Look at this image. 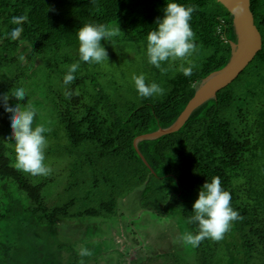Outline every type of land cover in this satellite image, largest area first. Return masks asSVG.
<instances>
[{"label":"trees","instance_id":"trees-1","mask_svg":"<svg viewBox=\"0 0 264 264\" xmlns=\"http://www.w3.org/2000/svg\"><path fill=\"white\" fill-rule=\"evenodd\" d=\"M171 2L197 6L190 26L196 45L209 48L211 54L194 67L190 77L166 64L163 72L156 67L140 69L146 83L159 84L164 95L142 98L134 82L126 92L119 74L105 72L107 60L101 64L80 61L77 31L84 24L120 27L122 33L112 44L101 41L109 61L119 47L146 45L148 32L157 27V17L163 18ZM251 9L263 35V46L255 57L216 97L194 109L178 130L140 139L136 146L137 136L172 125L194 96L198 82L227 64L231 42L237 38L233 14L219 0H0V69L8 71L1 96L23 87L28 70L41 59L37 71L45 74L44 86L65 135V141L58 142L49 140L51 131L44 133L45 164L62 159L67 172L64 192L58 193L61 202L49 204L44 185L13 166L15 151L1 132L2 125L11 127V114L0 100V180L10 198V203L0 204V220L25 211L32 222L50 228L59 218L110 217L124 199L136 195L142 208L159 214L166 213L170 202L196 234L198 223L189 222L193 204L202 186L218 176L223 190L231 194V207L242 219L233 221L222 240L200 243L198 264H223L225 254L217 249L227 238L238 246L234 253L241 257L240 264H264V213L260 201L249 196L259 190L254 187L258 169L252 167L263 168L264 157V0H251ZM21 15L28 20L20 38L12 41L7 34L17 25L10 22L11 17ZM21 55L25 63L19 60ZM73 63H79L76 79L66 86L63 78ZM245 73H249L248 86L241 82L236 87ZM57 77L62 87L53 84ZM66 92L72 93L70 98ZM27 97L21 102L28 103ZM16 102L20 101L9 99L13 107ZM242 180L252 183L253 190L244 188ZM12 184L28 198L29 206L9 192ZM231 250L228 258L235 256Z\"/></svg>","mask_w":264,"mask_h":264},{"label":"rangeland","instance_id":"rangeland-1","mask_svg":"<svg viewBox=\"0 0 264 264\" xmlns=\"http://www.w3.org/2000/svg\"><path fill=\"white\" fill-rule=\"evenodd\" d=\"M146 49L147 44L144 46L131 44L124 49L119 47L117 53H112L113 58L104 63L103 68L106 73L119 74L126 92L133 87L131 84L133 74L139 75L140 69L154 67L148 61ZM209 54H211L209 48L197 46V50L188 59L195 67H199ZM181 63H184L185 67L189 66L184 61L169 60L162 62L161 67L166 64L170 69L178 70ZM41 65V59L34 61V66L28 70L24 78L25 85L22 87L28 95L27 102L37 109L33 127L44 124L51 129L50 141L56 138L58 142H64L65 135L55 114L54 101L44 86L45 74L41 72L42 70L37 71ZM5 73L7 74L8 71L2 67L0 96L6 90L3 81L6 78ZM247 75L249 73L242 75L235 86L240 87L241 82L244 83L242 86H248ZM60 81L61 78L57 77L53 84L59 87ZM200 83L201 80L198 84ZM127 97L131 98L128 93ZM11 131L10 125H2L4 140L14 149V140L10 138ZM13 160L15 163V154ZM61 161L57 160L55 164L50 165L52 172L46 177L26 173L32 181L44 185L43 195L49 204L61 202L58 193L63 191L67 174L63 169L64 161L62 159ZM260 165L264 168V157ZM252 168L258 169L254 187L259 186V190L250 193L249 196L253 200L260 201L261 212L264 213V169L259 166ZM242 182L244 188L249 187V191L253 190L252 183L246 180ZM2 184L3 181L0 180L1 205L10 203V198L6 195L7 191L2 188ZM8 188L9 192L19 197L25 206L30 205L28 198L20 194L13 184ZM65 193L69 194V192ZM166 205V213L159 214L152 209L142 208L140 198L131 195L118 205L117 212L113 216L59 218L50 228L32 222L30 215L25 211L13 212L11 217L0 220V264H80L81 259L84 264H173V261L175 264H198V247L185 246L180 240L182 233L195 234V232L170 202ZM238 241L239 239L236 243H239ZM82 247L91 250L93 255L81 257L79 249ZM237 248L238 246L236 244L233 246L231 240L227 238L223 246L217 249L220 255L225 254L226 259L223 264H240L241 257L235 254ZM229 250L235 252V256L228 258L226 253Z\"/></svg>","mask_w":264,"mask_h":264},{"label":"clouds","instance_id":"clouds-1","mask_svg":"<svg viewBox=\"0 0 264 264\" xmlns=\"http://www.w3.org/2000/svg\"><path fill=\"white\" fill-rule=\"evenodd\" d=\"M197 6H185L176 2L167 3L164 8L163 18L157 17L156 28L148 32L147 35V57L154 67L165 71L161 67L162 62L177 60L188 63V67L181 63L178 71L184 76L190 77L193 74L195 65L188 59L196 50L195 33L190 21L192 14L196 12ZM28 20L27 15L11 17V23L17 25L7 34L8 38L16 41L24 31L22 25ZM221 29V28H220ZM122 33L120 27L108 24H84L78 31L79 58L80 61L89 64H101L108 61V53L101 41L112 44L113 38ZM23 62L25 57L19 56ZM79 63L68 66L67 73L63 78L64 84L70 85L76 79L74 73L77 72ZM132 81L142 98L162 96L165 90L157 83H146L143 74H133ZM67 97H71V92H66ZM15 97L18 101H24L26 92L24 88L11 89V95L0 96L3 108L10 113L11 139L15 144L14 168L18 171L32 176H48L52 169L45 164V150L48 146L44 133L51 129L39 124L33 127L37 109L30 103H17L14 107L9 104V99ZM194 215L189 222L198 223L199 231L196 234L182 233L180 240L185 246L198 247L205 239L220 241L229 231L233 221L242 219L239 212L231 207V194L223 190L220 178L213 177L211 182L207 181L199 192L198 199L193 204ZM81 257L91 256L93 252L87 248H80ZM80 264H84L81 259Z\"/></svg>","mask_w":264,"mask_h":264},{"label":"water","instance_id":"water-1","mask_svg":"<svg viewBox=\"0 0 264 264\" xmlns=\"http://www.w3.org/2000/svg\"><path fill=\"white\" fill-rule=\"evenodd\" d=\"M234 16L233 24L237 38L232 41V54L222 68L208 74L197 84L194 96L178 119L168 127L141 134L135 138V144L143 138H154L178 130L199 105L217 96L218 90L233 81L255 57L263 46V35L255 22L251 9V0H219Z\"/></svg>","mask_w":264,"mask_h":264}]
</instances>
